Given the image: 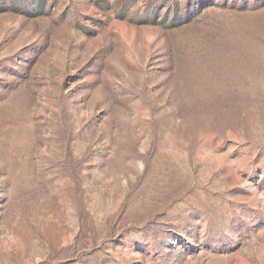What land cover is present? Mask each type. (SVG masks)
<instances>
[{
  "label": "rangeland",
  "instance_id": "rangeland-1",
  "mask_svg": "<svg viewBox=\"0 0 264 264\" xmlns=\"http://www.w3.org/2000/svg\"><path fill=\"white\" fill-rule=\"evenodd\" d=\"M0 264H264V0H0Z\"/></svg>",
  "mask_w": 264,
  "mask_h": 264
}]
</instances>
